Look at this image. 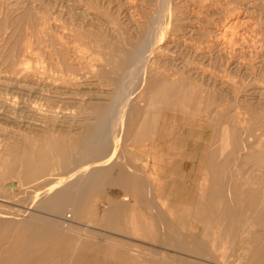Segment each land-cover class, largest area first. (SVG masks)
Instances as JSON below:
<instances>
[{"label":"rangeland","instance_id":"1","mask_svg":"<svg viewBox=\"0 0 264 264\" xmlns=\"http://www.w3.org/2000/svg\"><path fill=\"white\" fill-rule=\"evenodd\" d=\"M145 1L149 0H0V214L11 219L17 212L30 214L29 224L23 229L3 233L0 261L11 256L18 236L27 245L32 233L36 234L34 255L44 259L36 264H120L90 256V244L97 236H107L127 247H162L148 237L153 226L158 229V220L153 218L146 200H137L130 194L124 204L122 200L129 193L113 186L100 192L89 190L84 201L78 199V193L74 198L75 193L71 192L67 198L78 204L75 214L71 209L57 213L50 210L45 205L48 196L32 207L33 198L45 191V185L58 180L61 170L55 157L54 172L39 177L40 183L30 184L35 178L28 177L26 171L32 169L22 165L30 154L48 150L52 142L55 150L64 142L81 148L83 139L105 120L104 113L112 119L109 111L113 97L116 102L115 85L127 66L130 50L144 35L138 27L146 23L145 13L151 8ZM179 1L184 11V29L168 32L169 38L160 43L164 50L159 48L157 52L160 51L162 61L153 64L148 75L156 82L151 96L129 98L132 107L128 105L123 119H131H125L127 124L123 120L124 136L121 132L120 138H115L120 142L118 150L111 134L108 140L115 151L109 145L105 153L115 155L97 168L103 166L102 179L109 166L115 174L124 170L130 174L134 171L132 174L137 176L136 171L140 170L158 185L163 176L148 173L151 156L147 154L154 152L149 147L166 148V161L183 165L181 178L185 185L184 190L171 191L165 199L157 194V212L166 224L171 223L179 231L194 232L203 238L214 235L213 239L229 246V212L232 186L236 185V227H243L242 222L249 226L235 231L238 241L234 260L212 264H247V251L257 248L264 234V229H258L264 223V0ZM19 66L22 68L17 69ZM22 70L27 76L32 74L28 78ZM165 82L174 91L161 97L159 89ZM131 100L135 105L143 103L141 108L138 105L140 110L134 108ZM162 115L166 116L154 141L144 147L131 143L143 141L136 136L149 138ZM138 153L144 158L140 159L142 155ZM155 162L160 169L165 164ZM232 170L236 172L234 181ZM171 177L178 180V176ZM14 183L22 186L15 188ZM223 185L226 189L221 188ZM210 199L216 201L218 211L227 209V224L190 220L198 208L202 209L198 203H208ZM78 201L85 205L82 207ZM112 203L125 210L124 231L97 224ZM221 214L224 217V211ZM72 221L76 223L72 225ZM84 225L90 228L85 231ZM169 250L172 249L166 251ZM29 251L24 254L27 264ZM128 252L144 257L137 249ZM40 253H45L44 258ZM138 263L146 262L140 259Z\"/></svg>","mask_w":264,"mask_h":264},{"label":"bare ground","instance_id":"2","mask_svg":"<svg viewBox=\"0 0 264 264\" xmlns=\"http://www.w3.org/2000/svg\"><path fill=\"white\" fill-rule=\"evenodd\" d=\"M146 4L148 3V5L151 6V8L147 7L145 9H150V11H146L145 13V16L147 18V21L146 23H144L143 26L141 27H138L140 28V30H143L144 31V35L141 39H139V42L130 50V54H129V58L127 60V66L123 69L122 73L120 74V77H119V81L116 83L117 85L116 88H115V99H116V102L114 100V97H113V101H114V104H113V108L109 111L111 114L110 118H112L111 120L110 119H107L109 118V115L107 114V116L105 115V113L103 114L104 117H105V120L104 121H100L102 122L101 124L98 123V126H96L94 129H93V133H91L87 138L83 139V142L81 143L82 144V147L77 149L75 146H72L70 143H66L64 142V144L60 147V148H57V150H55L54 148V144L53 142L48 144V150H42L40 152H36L34 153L33 155L30 154V157L27 159V160H24L22 162V165L25 169L27 168H31L32 170L29 169V171L27 170L26 173L28 175V177L30 178H35V181H32V182H29L30 184L33 183V184H38L40 182H37L38 179L44 177V176H47L49 175L50 173L54 172L55 170V165H54V161L56 160L55 157H57V163H58V169L61 170V174H60V178H58V180H54V181H50L51 183L45 185V191H43V193L39 194L38 196H35L32 200V203H31V206L34 207L39 201L41 198L45 197L47 198V196L49 197V199L47 200L46 202V207L49 208L50 210L54 211V212H64L66 210H73V214H75L74 212L78 210V204H76L75 201L71 202L68 200V195L73 192L75 193L74 195V198H76V193L77 196H78V199L79 200H83L84 201V198L86 197V193L91 190V189H97L99 184L101 183V181H103V179L101 178V176L103 175L102 173V169L100 170L99 168L97 167H100V163H102L103 161H108L109 158L113 157L111 156V154L108 156V157H103V158H100V156L102 154V152H106V150L109 148V145L111 146V143L108 139V137L110 136L111 138H113V140H115V138L117 137L118 139L120 138L121 136V132L124 136V133L123 131L124 128H123V131L122 130V125L124 126V123H126V120L125 119H131V118H125V113H126V109H128V105H129V98L133 96H137L139 95L140 98L141 97H150L151 94H152V85L153 83L156 84V82H152L151 79L148 78V75H150L149 73V70L150 68L153 66V64L155 63H159V56L158 53L161 55L160 51L157 52V50H159V46H160V43H165L163 41L166 40V37H168L167 34H169L168 32H171V31H180L179 29L183 28V15H184V11L182 10L183 7H181L179 4L181 3V1L179 0H149V1H145ZM176 2V3H175ZM187 3V2H186ZM190 9V8H189ZM125 10V9H124ZM150 12H152V14H150ZM125 14V13H124ZM131 14V13H130ZM141 15V14H140ZM186 15V14H185ZM42 16V15H41ZM129 16V14H128ZM134 20V19H133ZM42 21V20H41ZM98 24V23H97ZM141 24V23H140ZM98 26V25H97ZM119 26V25H118ZM99 27V26H98ZM103 27V26H102ZM195 27V26H194ZM230 27V26H229ZM48 28V27H47ZM121 28V27H120ZM193 28V27H192ZM67 29V28H66ZM122 29V28H121ZM184 29V28H183ZM186 29V27H185ZM63 31V30H62ZM184 31V30H183ZM193 31V30H192ZM229 31V30H228ZM102 32V31H101ZM104 32V31H103ZM73 33V32H72ZM139 33H137L138 35ZM177 34V33H176ZM92 35V34H91ZM178 35V34H177ZM141 36V35H140ZM105 37V36H104ZM175 37V35H174ZM169 38V37H168ZM183 38V37H182ZM63 40V39H62ZM125 42V40H123ZM90 42V41H89ZM174 42V41H173ZM119 44V43H118ZM74 45V44H73ZM126 45V44H125ZM78 46V45H77ZM80 46V44H79ZM130 46V45H129ZM163 46V45H162ZM167 46V45H166ZM75 47V45H74ZM127 47V46H126ZM165 47V46H164ZM74 49V48H73ZM79 49V48H78ZM85 49V48H84ZM113 49V48H112ZM163 49V48H162ZM160 48V50H162ZM82 50V48H81ZM164 50V49H163ZM109 51V50H108ZM83 52V51H82ZM87 52V51H86ZM166 52V51H165ZM85 53V52H84ZM89 56V55H88ZM92 57V56H91ZM97 59V58H96ZM163 59V58H162ZM57 60V59H56ZM165 60V58H164ZM102 61V60H101ZM162 61V60H161ZM160 61V62H161ZM23 62V61H22ZM103 62V61H102ZM168 62V61H167ZM24 64V63H22ZM158 66V64H157ZM194 66V65H193ZM22 68V66H19L17 69L19 68ZM24 67V66H23ZM91 67V66H90ZM163 68V67H162ZM24 69V68H23ZM29 69V68H28ZM43 70V69H42ZM92 70V69H91ZM160 70V69H159ZM24 73L26 71L22 70ZM30 71V70H29ZM45 71V70H44ZM180 71V70H179ZM165 72V71H164ZM27 73V72H26ZM24 74V76L27 74ZM35 73V72H34ZM181 73V72H179ZM32 72L29 74L31 75ZM39 74V73H38ZM167 74V73H166ZM183 74V73H182ZM185 74V72H184ZM29 75L27 76L29 78ZM34 75V74H33ZM32 75V76H33ZM170 75V74H169ZM36 76V75H34ZM42 76V75H41ZM38 77V76H37ZM88 77V76H87ZM31 78V77H30ZM33 78V77H32ZM36 78V77H35ZM41 78V77H40ZM178 79H179V76H178ZM118 80V79H117ZM177 80V79H176ZM45 81V79H44ZM156 81V79H155ZM157 82H160L157 81ZM41 84V83H40ZM112 84V83H111ZM158 85V84H157ZM156 85V86H157ZM174 91V87L173 86H170V84H166L163 83V86L159 89V96L161 97H168L171 93H173ZM99 94V93H98ZM42 95V94H41ZM113 95V94H112ZM135 97H134V100H135ZM138 99V98H137ZM136 99V100H137ZM143 99V98H142ZM150 100V99H149ZM109 101V100H108ZM140 101V100H139ZM142 101V100H141ZM110 102V101H109ZM131 103L133 102L134 104V101H130ZM136 102V101H135ZM138 102V101H137ZM112 103V102H111ZM130 103V104H131ZM139 103V102H138ZM132 104V105H133ZM143 105V103H141ZM140 104V105H141ZM17 105V104H16ZM112 105V104H111ZM135 105V104H134ZM138 105H135V107H137L138 110H140V105L138 108ZM141 105V106H142ZM149 105V104H148ZM130 106V105H129ZM112 107V106H111ZM132 107V106H130ZM148 107V106H146ZM14 109V108H13ZM130 109V108H129ZM131 110V109H130ZM107 111H108V108H107ZM128 113H129V110H128ZM136 114V113H135ZM127 115H130V114H127ZM145 116V115H144ZM107 117V118H106ZM129 117V116H128ZM152 117V116H151ZM103 118V117H102ZM135 118V117H134ZM133 118V119H134ZM136 119V118H135ZM134 119V120H135ZM123 120H124V123H123ZM128 121V120H127ZM141 122H144V120H142ZM150 123H151V120H150ZM144 124V123H143ZM243 124V123H242ZM137 125V124H136ZM140 125H142V123H140ZM152 125L149 124V127ZM156 126V125H155ZM241 126V124H240ZM142 127V126H141ZM146 127H147V124H146ZM146 127L143 126V128L145 129ZM156 129V127L154 128ZM153 130V128H152ZM263 130V129H262ZM140 131V130H139ZM143 131V130H142ZM140 131V132H142ZM147 131V128L146 130ZM223 131V130H222ZM109 133V134H108ZM151 133V131H150ZM130 136V134H128ZM136 135V134H135ZM138 135H140L138 133ZM145 135V134H143ZM142 135V136H143ZM152 135V134H151ZM150 135V136H151ZM113 136V137H112ZM115 136V137H114ZM154 136V135H153ZM262 137V136H261ZM110 138V139H111ZM116 138V139H117ZM128 138V137H127ZM126 138V139H127ZM132 138V136L130 137ZM136 138L138 139H142L144 142L145 141H148V137L147 136H143V137H137ZM244 138V137H243ZM81 139V138H80ZM125 139V137L123 139H121V143L122 141ZM129 140V139H128ZM254 141V140H253ZM115 142H117L115 144V148H117L116 146L119 145V141L115 140ZM130 142V141H129ZM140 142V140H139ZM124 143V142H123ZM122 143V144H123ZM147 143V142H146ZM243 143H244V139H243ZM126 144V143H125ZM125 146V145H124ZM138 146V145H136ZM245 147V146H244ZM113 147L111 146L110 149L113 151L114 148L112 149ZM106 149V150H105ZM246 149V148H245ZM115 150H118L115 149ZM114 150V151H115ZM57 151V153H56ZM111 151V152H112ZM110 152V151H109ZM117 152V151H116ZM104 153L102 156H104ZM244 153V152H243ZM57 154V155H56ZM100 154V155H99ZM107 154V153H106ZM242 154V153H241ZM222 155V154H221ZM123 156V155H122ZM123 158V157H122ZM127 158V157H126ZM108 159V160H107ZM263 159V158H262ZM110 161V160H109ZM112 161V160H111ZM109 163V162H108ZM107 163V164H108ZM237 164V163H236ZM108 166V165H107ZM107 166H105L107 168ZM97 168V169H96ZM105 168V169H106ZM110 168V166H109ZM107 168V169H109ZM114 168V167H112ZM254 168V167H253ZM252 168V169H253ZM104 170L103 172L107 171ZM251 169V168H250ZM113 169H110V171H112ZM233 171V170H232ZM109 172V171H108ZM120 172H123V171H119L118 173ZM134 172V171H132ZM118 173L116 174L117 177L121 174L118 175ZM125 173V172H124ZM122 174V175H126L125 174ZM129 173V171H128ZM127 173V175H128ZM138 173V171H137ZM141 173V172H140ZM139 173V175H140ZM264 173V172H263ZM105 174V173H104ZM108 174V173H107ZM130 174V173H129ZM58 175V174H57ZM115 175V173H114ZM115 175V176H116ZM133 175V174H132ZM227 175V174H226ZM113 176V175H112ZM111 176V177H112ZM138 176V175H137ZM40 177V178H39ZM103 177V176H102ZM114 177V176H113ZM117 177H115L116 181L120 180L121 181V177L123 178V176H119L118 179ZM132 177V176H131ZM136 177V176H134ZM131 178V179H134ZM227 177V176H226ZM127 178V177H126ZM124 178V180L126 179ZM138 179V177H136ZM205 178V177H204ZM209 178V177H208ZM56 179V178H55ZM102 179V180H101ZM108 179V178H107ZM118 179V180H117ZM145 179V178H144ZM115 180L113 179V185H115ZM129 180V179H126V181ZM140 180V179H139ZM104 183H107L105 177H104ZM130 181V180H129ZM145 181V180H144ZM203 181V180H202ZM37 182V183H35ZM128 182V181H127ZM131 183H133V181L131 180L130 181ZM205 182V181H204ZM48 183V182H46ZM44 183V184H46ZM109 183V182H108ZM107 183V184H108ZM118 184H120V182H117ZM123 183V181L121 182ZM125 183V181H124ZM129 183V182H128ZM126 183V185L128 184ZM130 183V184H131ZM134 183H135V179H134ZM133 183V184H134ZM217 183V182H216ZM118 184H116V187L119 186ZM129 184V185H130ZM106 185V184H105ZM110 185V184H109ZM202 185V184H201ZM13 186L16 188V187H21L22 185L20 183H14ZM31 186V185H30ZM34 186V185H33ZM41 186V185H40ZM122 186V185H120ZM119 186V188H120ZM131 186V185H130ZM11 187V186H10ZM101 187V186H100ZM224 187V186H223ZM36 188V187H35ZM127 188H128V185H127ZM130 188V187H129ZM134 188V187H133ZM148 188V187H147ZM201 189V188H200ZM132 190V189H131ZM131 190L129 189V191L127 190V192H131ZM238 191V189H237ZM236 191V192H237ZM31 192V190H30ZM150 192V191H149ZM14 193V192H13ZM27 193V192H26ZM248 193V191H247ZM15 194V193H14ZM23 195H25V192L22 193ZM237 194V193H236ZM12 195V194H10ZM231 195V194H230ZM236 196V195H235ZM64 198V200L62 201L61 199L59 198ZM129 197V196H128ZM153 198V196H152ZM257 198V197H256ZM88 199V198H87ZM126 199V197H125ZM260 199V198H259ZM128 200V199H126ZM154 200V199H153ZM221 200V199H220ZM60 201L61 204H60ZM211 199H210V204H211ZM235 201V200H234ZM81 203L82 207L84 204V202L82 201H78ZM77 202V203H78ZM213 203L214 200L212 201ZM58 203L60 205H58ZM212 203V205H213ZM217 204V203H216ZM224 204V203H223ZM232 207L234 208V204L232 202ZM37 206V205H36ZM114 207V210L112 209L111 211H115V209H117L118 207H116V203ZM217 206V205H216ZM111 207V206H110ZM236 207V206H235ZM239 206L236 207V210ZM112 208V207H111ZM232 208V209H233ZM31 209V208H29ZM119 209V208H118ZM117 209V210H118ZM221 209V208H220ZM239 209V208H238ZM117 210L115 212H117ZM235 210V209H234ZM21 211V210H20ZM32 211V210H31ZM120 211V210H119ZM241 211V210H240ZM15 212V211H14ZM17 212V211H16ZM220 212V211H219ZM222 212V211H221ZM220 212V213H221ZM28 213V212H27ZM78 213V212H77ZM8 214V213H6ZM17 216L13 219L11 218H3L1 217V214H0V241H1V238L3 236V233L5 231H15V230H19V229H23L25 225L29 224V213L26 214L25 212H17L16 213ZM115 214V213H114ZM43 215V214H42ZM48 215V214H47ZM219 215V213H218ZM44 216V215H43ZM82 216V215H81ZM118 216V215H117ZM222 215H220L221 217ZM231 216V215H230ZM240 217H241V213H240ZM69 219L71 218L68 217ZM76 218V217H75ZM223 218V217H222ZM36 219V218H35ZM81 219V217H80ZM235 219H236V216H235ZM112 220V219H111ZM116 220V219H115ZM242 220V219H241ZM33 221V220H32ZM165 222V221H164ZM200 222V220H199ZM242 222V221H241ZM71 223V222H70ZM73 223L75 224L76 222L75 221H72V225ZM243 223V222H242ZM171 224V223H170ZM232 224V223H231ZM234 225V224H233ZM232 226V225H231ZM172 227V226H171ZM90 228V226L88 225H84V230L87 231L88 229ZM177 228V227H176ZM241 228V226H240ZM165 229V228H163ZM173 229V228H172ZM179 229V228H178ZM258 229H264V223L261 224V226L258 227ZM175 230V229H174ZM173 230V231H174ZM49 230H47L46 232H48ZM73 231V230H72ZM84 231V232H85ZM178 230L176 229V232ZM183 231V230H182ZM187 231V230H185ZM241 231V230H240ZM239 231V236L241 235ZM50 233V232H49ZM164 233V232H163ZM178 233H180L178 231ZM186 233V232H184ZM189 233V231H188ZM51 234V233H50ZM166 234V232H165ZM181 234V233H180ZM48 235V234H47ZM168 235V234H167ZM182 235V234H181ZM180 235V236H181ZM186 235V234H185ZM187 235H190V234H187ZM193 235V234H192ZM208 235V234H207ZM46 236V235H45ZM44 236V238H45ZM165 236V235H164ZM170 235H168L169 237ZM178 236V235H176ZM179 236V237H180ZM191 236V235H190ZM189 236V237H190ZM212 236V235H211ZM238 236V237H239ZM177 237V238H179ZM183 237V236H182ZM194 237V240L196 239V235L193 236ZM209 237V236H208ZM207 237V239H209ZM213 237V236H212ZM212 237L210 240H212ZM236 237V236H235ZM42 238V237H41ZM43 238V240H44ZM48 238V237H47ZM50 238V237H49ZM163 238V237H162ZM170 238V237H169ZM169 238H167L169 240ZM185 238V237H184ZM192 238V236L190 237ZM203 238V237H202ZM262 238L263 240L262 241H259L258 244H257V248L254 247L253 250H248L247 251V254H248V263L247 264H264V234H262ZM173 239L175 240V237H173ZM193 239V238H192ZM206 239V238H204ZM238 239V238H237ZM255 239V238H254ZM253 239V240H254ZM162 240V239H161ZM183 240V238H182ZM181 240V241H182ZM186 240V239H184ZM171 241V239H170ZM188 241V240H187ZM197 242L198 239L196 240ZM195 241V242H196ZM201 241V240H200ZM234 240H232L233 242ZM238 241V240H236ZM67 242V241H66ZM175 243L177 242L176 240L174 241ZM183 242V241H182ZM196 242V243H197ZM213 244V241H211ZM219 243L216 242V240L214 241V243H216V245H224V241L223 243L221 244L220 241H218ZM169 243V242H168ZM171 243V242H170ZM184 243V242H183ZM188 243V242H187ZM200 243V242H199ZM203 243V242H201ZM250 243V242H249ZM248 243V244H249ZM99 244V243H98ZM177 244H180L179 242ZM189 244V243H188ZM227 244V243H225ZM102 245V244H101ZM171 245V244H170ZM176 245V244H175ZM192 245V244H190ZM239 245V244H238ZM193 246V245H192ZM1 245H0V253L2 251L1 249ZM181 247H182V244H181ZM195 247V246H194ZM222 247V246H221ZM238 247V246H237ZM41 248V246L39 247V249ZM220 248V247H219ZM218 248V250H220ZM225 248H230V246L227 247V245H225ZM38 249V250H39ZM173 249V248H172ZM178 249V247H177ZM213 249L215 250V248L213 247ZM217 249V248H216ZM29 251V253H31V256L29 258V262L28 264H36L37 263V260L39 259H42V257L40 258L39 256V259H36L35 257V252H36V234L35 233H32L31 236L28 238V244L26 245V242L23 241L21 242V238L20 236H18L16 238V244L14 247L11 248V256L9 255L5 260H1L0 261V264H27L26 263V258L24 256V254L26 253V251ZM175 250V249H174ZM222 250V249H221ZM41 251V250H39ZM200 251V250H199ZM226 251V250H225ZM224 251V252H225ZM228 251V250H227ZM226 251V252H227ZM43 252V251H42ZM215 251H213L212 253H215ZM219 253V251H217ZM225 252V253H226ZM229 252V251H228ZM234 252V251H233ZM28 253V255H29ZM174 253V252H173ZM184 253V252H183ZM202 253V252H201ZM238 253V252H237ZM41 254V253H40ZM176 254V253H174ZM221 254V253H220ZM223 254V253H222ZM42 255V254H41ZM44 255L45 253L42 255L43 258H44ZM95 254H93L92 256H94ZM163 255V254H161ZM165 255V254H164ZM163 255V256H164ZM178 255V254H177ZM185 255V254H184ZM219 255V254H218ZM159 256V255H158ZM181 256V255H180ZM188 256V255H187ZM211 257V255H209ZM222 256V255H221ZM227 256V254L225 255ZM224 256V257H225ZM256 256V257H255ZM259 256V257H258ZM28 257V256H27ZM160 257V256H159ZM185 257V256H184ZM193 257V256H192ZM191 257V259H193ZM187 258V257H186ZM189 258V257H188ZM207 258V257H206ZM160 260V258H158ZM163 259V257H162ZM174 259V258H173ZM184 259V258H183ZM190 259V258H189ZM214 259V258H213ZM216 259V258H215ZM44 259H42L41 261H43ZM156 260V259H155ZM175 260V259H174ZM178 260V259H177ZM187 260V259H186ZM194 260V259H193ZM110 261V260H109ZM165 261V260H164ZM167 261V260H166ZM198 261V259H197ZM157 262V261H156ZM186 262V261H185ZM188 262V261H187ZM191 262V261H190ZM201 262H203L201 260ZM208 262V261H207ZM170 263V262H169ZM172 263V262H171ZM177 263V262H176ZM182 263V262H181ZM175 264V263H174ZM180 264V263H179ZM185 264V263H184ZM191 264V263H190ZM196 264V263H195ZM209 264V263H208ZM212 264V263H211ZM214 264V263H213Z\"/></svg>","mask_w":264,"mask_h":264},{"label":"crops","instance_id":"3","mask_svg":"<svg viewBox=\"0 0 264 264\" xmlns=\"http://www.w3.org/2000/svg\"><path fill=\"white\" fill-rule=\"evenodd\" d=\"M165 116L166 115H162L160 117L161 118L160 121H158L157 125L155 126L156 129H154L155 127L153 128V130L150 133V135L151 134L152 135L149 136L148 141L139 142L138 140H135V141H132L131 143H134V144L138 145L137 147H144L147 143H151L152 141H154L156 139V136L155 135L158 134L157 133L158 132V127L161 124V120ZM233 138H234V132H233ZM149 148H152L154 150V152L152 154H147V155H150L151 156V158L149 159V162H148V167H147L148 168V173H150L152 175H154L155 173H156V175L161 174L163 176V182L162 183H158V181L156 180L157 181V184H158V185H156V183H154L153 181L152 182L150 181L148 174L146 175L144 172H142L140 170H138V173H137L138 176H136V177H138V179L136 177H134V175H131L133 172L131 174H129L128 172H126L124 170H119V171H123V172H120L121 174L117 172L118 175L120 174L119 175L120 177L123 176V178L121 177V181H120V180H118V179H120V178H118L119 176L117 177L116 174H115L116 175L115 176L114 173H113V171H110L111 168H109V169H107V171H105V174H106L105 179H106V181L108 180L107 183L108 182L109 183L108 184L105 183L106 184L105 185V184H103L105 181H101V183L98 186V190L95 189L94 191H99L100 192L102 189H104L106 187L116 186V184H118L117 182H120V184H118V185L119 186L122 185V186H120V188L122 190H124V191L127 192V190L129 191V189L130 190L132 189L131 192H127L129 194H127L125 196L126 199H128V200H126L125 197L122 200V202L124 204H127V202L129 201L128 196L130 194H134L137 200H139V199L146 200V203H148L149 206H151L152 213L154 214V215L152 214L153 218L155 216V219L158 220V227H157L158 229L154 228V226H153L152 232L148 235V237L152 241H154L155 243H157L159 245H162V247H156L154 245L148 246V247H146V246H144V247H142V246L127 247L126 244L120 243V242H116V241H112L107 236H104L105 238L103 236L102 237L99 236L100 238L97 236L96 239H93L92 242H91V244H90V247H91V254H90V256H92L93 254H95L94 255L95 258H103V261H106V260L107 261L110 260V261H113V262L114 261H117L120 264L121 263L122 264H139L138 262H139L140 259H142L143 262H146L144 264H147L149 261H155V262L157 261L156 262L157 264H174V263L175 264H179V263L180 264H184V263L185 264H190V263L191 264H195V263L196 264H208V263L210 264V263L216 262V261H226V262H229L231 260H234L235 251H236V237H235L236 236V232L235 231H236V229H240V227H236V222H235V210H234L235 209V201L234 200H235V195H236V193H235L236 192V185H233L232 186L233 192H232V200H231V209H230V212H229V214L231 215V219L230 220L232 221V224H231L232 225L231 226V229L232 230L230 232V239H231L230 248H228V249L225 248V245H228L229 246V244H225L224 243V245H223L221 242L220 243L222 245H218V244L216 245V243H214L215 239H213L214 237H212L214 235L211 236L210 234H208L206 237H204L206 239H204V238L200 237L199 235H197L194 232H189L188 233V231H185V230H183V231H179L178 230L182 234L181 235L180 233H178V231L176 232V229L177 228L175 226H173L170 223L169 224H166V219L159 212H157V209H156V206L155 205L157 204L156 203V196H157V194L160 195V196H162L165 199L166 196H170V194H168V193H170L171 191H177L178 189L180 191L184 190L185 183H184V181L181 178V174H182L181 168H183V165H180L177 162L168 163V161H166V151H167L166 148H155V147H149ZM138 154L139 155H142V156H139L140 159L144 158V155L143 154H141V153H138ZM234 154H235V148H234ZM150 156H148L147 159ZM104 157H108L106 155V153L104 154ZM155 161H161V162L165 163L164 166L162 165L163 168L160 169V166L157 165L158 163H156ZM124 172L126 173V175H122ZM127 173H128V175H127ZM139 173L142 174V175L144 174L146 177H144V176L142 177L141 175H139ZM231 174H232V178H233V181H234L235 176H236V172L233 170V171H231ZM246 174H247V181L250 183V176H249L248 173H246ZM171 175H174L175 177L178 176V180L172 179ZM115 177L118 178L117 179L118 181L115 180L116 179ZM133 177L135 179V183H134V179H131ZM124 178L129 179L130 181L132 180L134 184L131 183L129 180H127L129 182L128 183L126 181V179L124 180ZM153 178H155V177H153ZM113 179L115 180V183H116L115 185H113L114 184L113 183ZM122 181H123V183H121ZM124 181H125V183H124ZM174 181H178L179 184L174 183V185H173L172 182H174ZM126 183H128L127 184L128 185V188H127ZM119 186H117V187H119ZM223 186H221V188L226 189V186H224V187ZM246 189L249 192V185H248V187ZM240 190L241 191H245V188H242ZM152 196H153V198H152ZM212 201H213V199H212ZM212 201H211V204H210V202H208V203H200V204L198 203V206L199 207H202V209L198 210L199 209L198 208L197 211H196L197 212L196 215H194L195 214L194 213L193 214L194 217L192 216V218H190V220L196 221V222H199V220H200V223L203 222V223H206V224H211V223H214L215 224L217 222H224L225 224H227V212H228L227 209H225V210L223 209L225 215H224V217L223 216L220 217V215H218V212L219 211L217 210L216 201H214L215 203H213ZM232 202L234 204V208L232 207L233 206L232 205ZM212 203H213V205H212ZM113 205H115V203H112L111 204V207L112 208L110 207L108 209V211L106 212V214L104 215V217L101 218L98 221L97 224L100 225V226H107V227L114 228L116 230L124 231L125 230V226L123 224L125 222V220H124V215H125V212L124 211L125 210H123L122 208L121 209H118L119 206H116V207H118L117 208L118 210L115 209V211L117 210V212L111 211L112 209L114 210V207L115 206H113ZM206 207H207V210H204ZM123 208H124V206H123ZM226 208H227V206H226ZM90 210L93 211V209H92L91 206H90ZM153 210H154V212H153ZM220 212H219V214H221ZM237 224H239V223H237ZM242 226H243V227H241L242 229H246V228H248L247 226H249V224L242 223ZM163 228H165V229H163ZM223 228L226 229L227 226H224ZM165 232H166V234H165ZM184 232H186V233H184ZM167 234L170 235L169 236L170 238L168 237ZM187 234H190L193 239L190 238L191 236L190 235H187ZM176 235H178V236H176ZM195 235H196V237H195L196 239L194 240V237L193 236H195ZM173 237H175V240L177 241L176 243L174 242L175 240L173 239ZM177 237H179V238H177ZM207 237L209 239H207ZM211 237H212V240H210ZM167 238H169V240ZM182 238H183V240H182ZM170 239H171V241H170ZM184 239H186V240H184ZM197 239H198V241L200 243L196 241ZM219 239H220V236H219ZM232 240H234V241L232 242ZM211 241H213V244H211L212 243ZM178 242L180 244H177ZM201 242H203V243H201ZM216 242L219 243L217 239H216ZM106 244H109V245L106 248H104L103 245H106ZM181 244H182V247H181ZM190 244H192L193 246L190 245ZM116 247H118V248H116ZM177 247H178V249H177ZM213 247L216 250L215 253H212L213 251H215L213 249ZM159 248H162V250L159 249ZM169 248H171V249L173 248V249L172 250H169L170 252L166 251ZM218 248L220 250H218ZM135 249H137L139 252H141L144 255V257L140 258L138 254H134V256H131L130 252H128V251H134ZM225 250L226 251L228 250L229 252L228 251L226 252ZM217 251H219V253ZM173 252L176 253V254H174ZM161 254H163V255L165 254V255L163 256ZM226 254H227V256H225ZM209 255H211V257ZM162 257H163V259H162ZM191 257L194 260L191 259ZM158 258H160V260ZM197 259H198V261H197ZM201 260L203 262H201Z\"/></svg>","mask_w":264,"mask_h":264}]
</instances>
